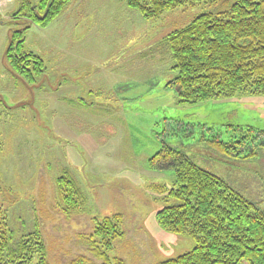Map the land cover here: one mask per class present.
Masks as SVG:
<instances>
[{
  "label": "rangeland",
  "instance_id": "1",
  "mask_svg": "<svg viewBox=\"0 0 264 264\" xmlns=\"http://www.w3.org/2000/svg\"><path fill=\"white\" fill-rule=\"evenodd\" d=\"M40 1L0 6V239L13 236L15 243L37 229L53 264L79 257L101 264L93 231L104 217L120 214L121 236L106 250L110 261L157 264L190 251L193 237L167 231L156 219L162 207L179 202L167 196L172 163L149 166L166 146L264 211V150L232 156L221 144L249 129L256 141L263 138L255 133L264 132V96L182 102L170 83L176 71L164 43L196 15L225 10L233 0L180 6L151 19L125 0H70L45 26L22 8L29 3L41 15ZM14 32L24 39L22 52L43 61L33 81L7 60ZM64 168L87 198L71 214L59 200Z\"/></svg>",
  "mask_w": 264,
  "mask_h": 264
},
{
  "label": "trees",
  "instance_id": "2",
  "mask_svg": "<svg viewBox=\"0 0 264 264\" xmlns=\"http://www.w3.org/2000/svg\"><path fill=\"white\" fill-rule=\"evenodd\" d=\"M69 1L41 0L38 6L41 15L29 3L22 8L45 26ZM204 1L125 0V4L151 19L177 7ZM19 33L12 34L6 57L14 70L33 81L32 71L40 74L43 61L30 52H22L24 39L16 40ZM164 43L176 71L170 83L182 102L195 104L239 94L264 96V0H233L225 10L201 12L168 33ZM249 130L242 138L221 143L226 152L239 156L246 148L249 154L264 150V132L255 133L263 137L256 141ZM159 160L172 163L175 179L167 196L179 202L162 207L156 212V219L167 231L193 237L195 245L190 251L157 264H264V211L255 202L176 148L164 147L149 161V166ZM57 185L65 214L77 212L87 202L66 168L61 171ZM121 218L120 214L106 216L95 226L92 235L100 239L96 255L101 264H124L118 258L110 261L106 253L111 240L121 236L118 227ZM35 255L37 264H53L37 229L15 243L13 236L0 239V264H30ZM69 264L96 263L79 257Z\"/></svg>",
  "mask_w": 264,
  "mask_h": 264
},
{
  "label": "built area",
  "instance_id": "3",
  "mask_svg": "<svg viewBox=\"0 0 264 264\" xmlns=\"http://www.w3.org/2000/svg\"><path fill=\"white\" fill-rule=\"evenodd\" d=\"M5 0H0V6L4 3Z\"/></svg>",
  "mask_w": 264,
  "mask_h": 264
}]
</instances>
